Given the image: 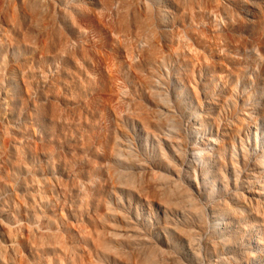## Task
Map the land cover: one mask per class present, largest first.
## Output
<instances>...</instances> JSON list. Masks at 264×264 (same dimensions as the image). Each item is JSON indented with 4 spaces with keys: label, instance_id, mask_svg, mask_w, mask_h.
<instances>
[{
    "label": "rangeland",
    "instance_id": "374dc122",
    "mask_svg": "<svg viewBox=\"0 0 264 264\" xmlns=\"http://www.w3.org/2000/svg\"><path fill=\"white\" fill-rule=\"evenodd\" d=\"M191 7L177 15L166 4L174 14L171 40L157 41L164 64L154 78L166 103L148 97L144 74L131 65L139 50L133 33L125 49L114 17L94 14L99 28L85 25L89 52L100 60L87 70L93 90L73 94L67 106L55 104L71 116L78 101L88 103L98 111L94 127L73 128L71 135L97 149L117 143L126 154L119 165L108 158L107 170L90 171L95 185L85 196L65 190L75 174L49 172L42 136L30 121L21 126L28 127L32 152L21 145L15 131L21 120L7 108L27 99L20 71L31 60L12 52L0 19V249L7 252L0 264H42L38 257L54 264L57 252L29 254L28 237L36 232L59 235L94 264H264V244L257 243L264 240V178L254 170L264 156V0H197ZM163 107L177 125L173 138L165 129L149 135L135 120L136 111L155 118ZM14 140L28 171L7 164ZM53 146L63 156L64 143ZM93 196L105 206L88 204ZM89 232L100 233L105 250L88 248Z\"/></svg>",
    "mask_w": 264,
    "mask_h": 264
},
{
    "label": "bare ground",
    "instance_id": "6f19581e",
    "mask_svg": "<svg viewBox=\"0 0 264 264\" xmlns=\"http://www.w3.org/2000/svg\"><path fill=\"white\" fill-rule=\"evenodd\" d=\"M187 1L191 2L187 3ZM196 1L0 0V19L6 21L5 28H7L6 32L10 37L12 52L17 57L29 54L31 60L27 61V65L22 64L20 71V84L28 95L27 99L20 103V108L10 109L8 106L7 110L16 112L19 120H21L15 131L17 135L19 133L23 138L24 142L21 145L24 146L26 152L31 153L32 149L29 141L24 139V130L28 127L26 125L21 126V123L30 121L42 136L41 147L44 151L41 150V152L44 153L43 157L49 172L53 173L62 168L69 176L72 173L75 174L70 180L69 187L65 188L69 194L85 196V189L95 185V179L92 178L90 171L97 168L107 170L109 166L105 161L108 158H112L113 165L123 163L126 158L124 150L117 143L111 147L100 146L97 149L87 143L83 144L84 141L77 135H71L73 128L79 131V129L94 127L95 118L98 116L96 109L80 100L77 102L79 105L74 107V113L71 116H66L58 110L55 104L56 100L58 103L67 106L71 103L73 94L79 92L78 94L82 95L93 90L95 83L91 84L87 70L90 65L97 64L100 60L95 59L96 55L94 57L89 52L88 40L85 38L87 33L85 25L89 24L92 28H99L98 21L93 18L94 14L99 19L114 17L117 32L123 36V39H126L124 41L125 49H128L131 44L126 35L133 33L135 36L133 42L139 50L137 56L131 58V65L137 73L144 74V89L149 93L148 97L151 96V100L154 102L157 100L166 103V98L160 97L157 88L159 85L154 80L157 67L164 64V58L159 51L157 41L164 40L167 43L171 40L169 34L170 14H173V11L177 15L186 14ZM166 4H170L175 10L166 8ZM229 25L232 26V24ZM68 77L72 79V85L67 84ZM9 80L10 84L15 87L13 77H9ZM57 88H64L65 93H57ZM142 111H136L139 114L135 120H138L145 133L150 135L155 129H165L170 132V137L173 138L177 125L172 113L167 111L166 107L159 108V113L155 118H150ZM262 119L264 120V117ZM77 134L83 137V133L77 132ZM262 134L264 140V133ZM210 141L213 144V140ZM12 143L7 164L13 171H28L27 160L25 163L24 154L18 149L19 145L15 140ZM58 143L65 145L63 156L55 155L57 153L53 151V144ZM91 149L93 154L83 157ZM201 151H204L202 155H208L205 149L201 148ZM74 164L82 170L85 169L82 175L74 172L72 168ZM254 170L258 177L264 178V156ZM120 178L122 177L120 176ZM107 188L106 186V191ZM28 199L31 198L28 197ZM89 203L93 206H105L99 196L91 197L88 200ZM98 218L99 214H97ZM7 233L10 234V231ZM28 238L34 244L30 248L27 247L32 256L39 252H57L58 257L54 259V264H94L90 261L84 262L82 253L74 246L65 245L57 234L36 232ZM83 240L89 246L88 248L96 253L105 250L107 247L106 242L97 232L87 233ZM257 243L263 245L264 240L258 239ZM13 247L15 245H11L10 250L17 251L19 248ZM58 249L62 255L59 254ZM6 253L0 249V262L6 258ZM38 260L40 263L42 261V264H50L42 257H38ZM19 262L20 264H30L25 259ZM13 263L15 262L11 264Z\"/></svg>",
    "mask_w": 264,
    "mask_h": 264
}]
</instances>
